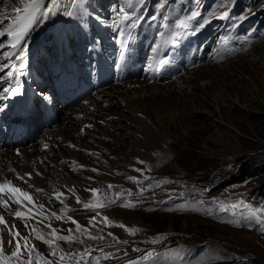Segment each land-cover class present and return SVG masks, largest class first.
I'll use <instances>...</instances> for the list:
<instances>
[{
    "label": "rangeland",
    "instance_id": "rangeland-1",
    "mask_svg": "<svg viewBox=\"0 0 264 264\" xmlns=\"http://www.w3.org/2000/svg\"><path fill=\"white\" fill-rule=\"evenodd\" d=\"M14 3L20 5L19 0H0V8ZM70 6L73 15L50 17L55 23L64 22L66 33L104 15L110 26L148 25L168 39L178 31L180 35L170 39L172 44L189 46L188 56L178 57L182 69L159 80L167 86L181 78L178 87L183 91L167 89L154 100L174 115L173 119L162 114L165 119L160 124L168 130V140L152 126L143 130L136 125L141 145L132 144L126 127L105 125L108 134L116 136L103 137L112 154L107 165L93 168L98 191L82 202V208L50 213L53 223L64 228L69 216L111 211L124 221L126 232L118 231L120 239L97 248L61 255L51 251L46 260L51 264H264V232L247 218L251 211L264 209V0H72ZM182 21L186 26L178 29ZM60 25L37 35L38 44L30 51L32 63L39 61L38 53L46 50L51 36L60 34ZM219 67L227 70L225 83L217 77ZM81 99L72 104L77 106ZM56 105L59 114L51 127L65 115V108ZM219 111L224 120L215 117ZM120 123L133 127L126 119ZM46 128L37 126L33 141ZM114 183L120 195L107 205L85 206ZM257 214L264 220V212ZM56 216L64 218L60 221ZM22 253L10 264L27 262L28 250ZM31 264L44 260L32 251Z\"/></svg>",
    "mask_w": 264,
    "mask_h": 264
},
{
    "label": "bare ground",
    "instance_id": "bare-ground-1",
    "mask_svg": "<svg viewBox=\"0 0 264 264\" xmlns=\"http://www.w3.org/2000/svg\"><path fill=\"white\" fill-rule=\"evenodd\" d=\"M42 2L44 6L50 4V0H42ZM71 2L72 0H59L60 7L55 15L59 16L60 13L70 12ZM20 6L15 3L11 6H3L0 8V13L6 11L8 14H12L13 9ZM55 15H50L48 18L57 17ZM53 18L46 20L44 23L42 22L45 19L38 20L30 30L24 46L25 55L18 59L22 60L24 65L32 63L30 51L34 49V45L38 44L37 35L40 33L47 34L56 25L64 23L61 21L55 23L51 21ZM11 22V19H5L0 31H3ZM2 37L4 39L0 43V66L7 65L8 67L17 59L21 49L11 48L9 46L11 38L8 36L6 38V35ZM17 49L19 50L17 55L13 59L4 62V59H6L5 54L9 58L13 51ZM3 70H0V73ZM226 74V68L219 67L217 77L222 83H225ZM135 77L137 78L118 84L112 83V79L106 77L105 85L94 88L93 92L81 97L82 99L77 106L72 102L62 105L65 108L63 109L65 115L62 121L57 122L53 127L50 125L34 141L33 136L35 134L23 137L17 143L0 139V183L5 180L11 181L13 185L29 192L34 201V203L24 201L22 204L17 205L7 196H4V199H8L10 205L8 208L0 205V215L6 221L5 224H0V236L4 240L3 250L5 254L10 255L17 242H19L23 251L27 242V244L34 245L26 250L40 254L41 259L45 261L51 251H55L56 255H61L71 250L84 251L89 248H97L99 245L113 243L120 239L116 235L118 231L126 232V227L119 226L124 225V221L117 218L111 211L97 212L90 216H69V223L64 228H62L63 224L53 223L50 213L59 212V209L82 208V202L89 199V196L93 193L91 190L96 189L93 168L98 164L107 165L108 156L112 154L110 149H106L108 148L107 142L103 140V137L107 135L115 138L116 136V133L108 134L105 125L126 127V131H129L126 138L132 144L134 142L141 145L139 137L141 131H139V134L135 133L134 126L136 125L142 129L152 126L163 139L168 140L169 132L160 124L165 119L162 114L167 113L173 119L174 115H172V112H166V109L154 100H156L158 94H162L167 89V92L179 89L182 92V87H178L181 78H176V80L165 86L160 81H150V77L148 75L143 76L142 73H138ZM41 99L50 104L49 106L53 107L55 114L58 116L57 102L54 103L47 95H44ZM214 105L219 108L216 104ZM243 106H246V104H243ZM215 117L220 120L225 119L221 111ZM122 119L133 123V131L126 124L120 123ZM18 152H20L19 155H17ZM149 164L151 163L149 162ZM28 173L32 174L31 178L27 175ZM138 180L140 179L136 181ZM128 182L132 184L135 181L133 179ZM116 185L114 183L110 189L100 190L98 195L90 201V204L107 205L109 199L120 195ZM36 189H42L43 191L38 192ZM68 189H74L75 194L73 195ZM57 192L64 193V195L57 198ZM77 197H79L80 202H77ZM40 205L44 207L40 208ZM17 210L22 213L23 218L12 214ZM63 218L59 220L61 221ZM35 221L38 222L32 227ZM73 221L76 223H73ZM77 223L81 226L79 229ZM49 224L51 227L47 226ZM9 225L15 226L11 229L12 235L9 234ZM52 229L56 230L55 236L51 234ZM17 231L20 233V237H27V241L15 237L14 233ZM38 234L43 236L44 239L53 241L51 247L43 240L36 239L35 237ZM57 236H70L71 240L70 242L60 240L56 238ZM9 240L13 241L12 245H8L7 241ZM14 258L11 262H15Z\"/></svg>",
    "mask_w": 264,
    "mask_h": 264
},
{
    "label": "snow or ice",
    "instance_id": "snow-or-ice-1",
    "mask_svg": "<svg viewBox=\"0 0 264 264\" xmlns=\"http://www.w3.org/2000/svg\"><path fill=\"white\" fill-rule=\"evenodd\" d=\"M73 2H75V0H73ZM20 3V7H15L13 9L12 14H8L6 11L4 13H0V26L3 25V22L5 19H11V23L3 29V31H0V36H5L7 35L8 37H10V43L9 46L13 49L16 48H20L21 51L19 52V54L17 55V59H21L24 55H25V48L24 46L26 45V40H27V36L30 32V30L32 29V27L37 23L38 20L40 19H47L50 15H55L57 9H59L60 4H59V0H50V4L47 6L43 5L42 0H19ZM123 11V10H121ZM67 15H73L72 12H66ZM197 15L196 13H193V17ZM127 18V16L125 17ZM189 19H191V17H189ZM186 25L184 24V22L182 21L180 24L177 25V28H181V27H185ZM180 35V33L177 32H173L171 34L170 39H174L175 37H178ZM161 36H163V33H161ZM159 46H157L158 49ZM157 49H153V51H157ZM6 58H7V54H5ZM4 67H7V65H2L0 66V70H3ZM9 75L11 76L12 73H9ZM17 83H19L17 81ZM9 92V89H5L4 93L7 94ZM3 98V97H0ZM0 111H3V107H0ZM93 171H95V169H93ZM39 174V173H37ZM29 176V178H31L32 174L28 173L27 174ZM19 179H23L22 177H18ZM129 179H134L132 177H130ZM31 187V185H30ZM109 187L111 188L112 186L109 185ZM36 191L38 192H42V189H36ZM69 192H72L73 195L75 194V190L74 189H68ZM93 192H96L98 190H91ZM64 193L61 192H57L56 193V197L60 198L61 196H63ZM4 196H7L8 199H10L13 203L20 205L22 204L24 201H27L29 203H34L33 198L31 196V194L27 191L22 190L20 187L15 186L12 184L11 181L9 180H5L4 182L0 183V205L8 208L10 207L9 203H8V199H4ZM77 202L79 201V197L76 198ZM241 204H243V202H240ZM86 207H100L103 205H99V204H94V205H85ZM125 207H131L132 205L130 204H125ZM245 208H248V205H244ZM40 208H43V205L39 206ZM232 207H236V205H232ZM260 212H264V209H256L254 211H251L248 215V219H253L255 221V223L260 224V230L262 232H264V220H261L260 215H258L257 213ZM14 216L16 217H20L23 218L22 213L17 210L14 211L12 213ZM53 215L55 216V213H53ZM57 219H59V216H56ZM107 219V218H105ZM42 222V221H41ZM235 223V221H230ZM6 221L4 220V217L2 215H0V224H5ZM73 223H76L75 221H73ZM48 227H51V225H47ZM120 227H125L124 225H119ZM14 225H9V234L12 235L11 229L14 228ZM81 226L77 223V228L79 229ZM138 229H130L129 231L131 232H135ZM71 232V230H69ZM56 230L52 229V235L55 236ZM15 237H20V233L17 231L14 233ZM21 239H24L25 241H27V237H20ZM36 239H41L43 240L46 244H49V246L51 247L53 241L51 240H47L44 239L43 236L41 235H37L35 237ZM57 239L60 240H65V241H69L71 240L70 236H57ZM8 245H12L13 241L9 240L7 241ZM24 248L27 249L28 245L27 242L24 245ZM4 240L3 237L0 236V264H10L11 260L13 257L19 259V257L23 254L22 250H21V245L19 244V242L15 243L14 245V249L13 251L9 254H5L4 252ZM28 255H29V259L27 262L21 261V264H31V250H28ZM52 255H55V251L52 252ZM61 260L64 259L63 256L60 257ZM44 264H51L50 261L45 260Z\"/></svg>",
    "mask_w": 264,
    "mask_h": 264
}]
</instances>
